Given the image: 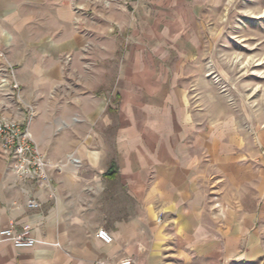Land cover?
<instances>
[{"label": "crops", "instance_id": "obj_1", "mask_svg": "<svg viewBox=\"0 0 264 264\" xmlns=\"http://www.w3.org/2000/svg\"><path fill=\"white\" fill-rule=\"evenodd\" d=\"M206 4L0 0V116L22 120L30 105L38 121L52 113L68 126L33 133L53 163L51 188L0 161V230L28 224L35 240L14 248L0 236V264H116L137 256L142 233H223L228 248H261L264 136L254 147L230 119L205 125L192 105Z\"/></svg>", "mask_w": 264, "mask_h": 264}, {"label": "rangeland", "instance_id": "obj_2", "mask_svg": "<svg viewBox=\"0 0 264 264\" xmlns=\"http://www.w3.org/2000/svg\"><path fill=\"white\" fill-rule=\"evenodd\" d=\"M214 3L204 7L200 62L203 74L199 73V87L192 90V105L205 115V125L212 123L213 118L222 123L230 119L242 137L245 132L250 133L257 147L260 136H264V0H214ZM66 91L63 90L66 96L71 95V89L67 94ZM99 96L108 105L114 99L110 90L101 91ZM15 100L20 101L16 97ZM32 108L30 116L26 106L21 107L23 119L30 118L32 133L44 137L45 130L68 127L55 121L52 113L45 115L49 116L48 121H38L35 107ZM72 116V126H76L75 119L80 116L76 113ZM79 127L86 125L79 123ZM1 160L8 170V161L0 152ZM141 235L147 240L142 241L137 256L131 257V264H264V229L260 234L261 248L256 250L228 248L225 243L228 234L223 233L202 237L170 232ZM244 236L240 234L242 240Z\"/></svg>", "mask_w": 264, "mask_h": 264}, {"label": "built area", "instance_id": "obj_3", "mask_svg": "<svg viewBox=\"0 0 264 264\" xmlns=\"http://www.w3.org/2000/svg\"><path fill=\"white\" fill-rule=\"evenodd\" d=\"M106 2L117 1L129 3L131 0H105ZM1 42V40H0ZM4 58V52L0 48V59ZM8 74L11 77V87L14 90V97L21 101L20 86L15 79L14 68L8 64ZM2 85H5L4 79ZM26 110L31 116L33 108L26 105ZM0 152L8 161V170L18 180L32 181L39 188H51L50 171L53 163L37 145L30 127V118L13 119L0 116ZM73 162L77 159L72 158ZM32 206H37L34 199L29 200ZM0 236L10 241L14 248H32L34 246L33 230L30 225L24 224L19 228L13 225L0 230ZM96 237L105 244H110L113 237L104 229L96 232ZM131 259L120 260L116 264H131ZM96 264H106L104 261H97Z\"/></svg>", "mask_w": 264, "mask_h": 264}]
</instances>
